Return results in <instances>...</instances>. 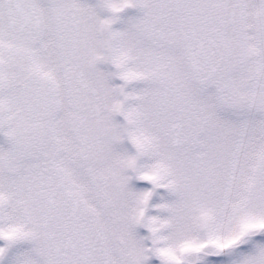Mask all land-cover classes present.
<instances>
[{
    "label": "snow or ice",
    "instance_id": "snow-or-ice-1",
    "mask_svg": "<svg viewBox=\"0 0 264 264\" xmlns=\"http://www.w3.org/2000/svg\"><path fill=\"white\" fill-rule=\"evenodd\" d=\"M0 264H264V0H0Z\"/></svg>",
    "mask_w": 264,
    "mask_h": 264
}]
</instances>
